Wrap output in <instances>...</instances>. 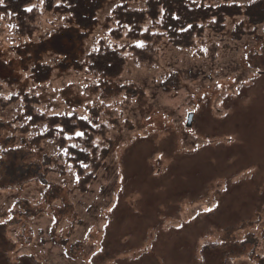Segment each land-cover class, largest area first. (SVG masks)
<instances>
[{"label": "rangeland", "instance_id": "1", "mask_svg": "<svg viewBox=\"0 0 264 264\" xmlns=\"http://www.w3.org/2000/svg\"><path fill=\"white\" fill-rule=\"evenodd\" d=\"M117 5L109 1L98 13L85 47L89 53L106 43L124 54L126 69L116 79L62 72L46 54L39 62L53 75L34 84L36 47L67 18L41 9L39 31L26 38L0 16V95L32 94L47 115L87 119L100 109L108 133L96 141L110 151L80 191L65 151L34 143L44 126L30 125L22 102L0 107V264H253L252 253L264 257V24L235 17L215 34L207 23L193 48L164 40L156 62L140 64L130 47L143 42L115 39L106 26ZM239 26L241 40L234 36ZM103 83L141 94L105 92ZM57 163L65 176L52 172ZM42 174L73 210L59 225L47 216L10 219L18 201L40 203L44 185L35 179Z\"/></svg>", "mask_w": 264, "mask_h": 264}, {"label": "trees", "instance_id": "2", "mask_svg": "<svg viewBox=\"0 0 264 264\" xmlns=\"http://www.w3.org/2000/svg\"><path fill=\"white\" fill-rule=\"evenodd\" d=\"M109 1H116L118 5L112 10L106 26L115 39L125 37L131 41L143 42L142 46L130 47L133 57L140 64L155 63L159 46L164 40L179 49L193 48L197 40L204 36L207 23L210 24L208 28L215 34H222L226 30L227 20L235 17H245L254 26L264 24V0H253L246 5L226 2L219 6L206 5L210 0H42L43 11L66 17L68 25L54 30L36 47L37 61L30 76L34 84L47 83L53 75L51 66L39 62L46 54L58 58L57 69L62 72H85L106 79H116L124 73L127 62L120 50L102 43L98 49L89 53L85 51L88 35L98 25V13ZM37 2L38 0H2L0 16L11 24L17 36L32 37L39 31L43 15L41 9L35 6ZM57 4L60 6L57 7ZM140 4L143 7H134ZM28 8H32V11L25 10ZM234 36L237 40L245 36L241 26L237 28ZM102 86L109 93H125L130 97L141 94L138 89L130 86L112 88L105 83ZM1 92L0 83V94ZM19 101L23 104V112L30 125L44 126L40 135L34 138V143L45 140L64 150V160L77 171L78 189L86 191L110 154L108 148L96 141L108 133V127L101 121L100 109L93 108L87 119H82L76 113L47 115L37 109L39 101L32 94L21 92L9 99L0 95L2 108H8ZM77 132H82L83 136H76ZM52 172L60 176L66 174L60 163L56 164ZM44 178L42 174L35 181L44 185L40 203L51 212L48 213L40 203L32 204L22 200L15 204L10 219L16 215L26 219L47 216L56 219L55 223L59 225L64 215L73 210L72 204L63 200L62 188L43 180ZM57 202L61 203V207L56 205ZM67 242L68 240L63 239L57 244L64 246ZM208 247L215 249L220 244L210 243ZM249 260L253 264H264V257L257 253H252ZM225 264L235 262L227 258Z\"/></svg>", "mask_w": 264, "mask_h": 264}, {"label": "snow or ice", "instance_id": "3", "mask_svg": "<svg viewBox=\"0 0 264 264\" xmlns=\"http://www.w3.org/2000/svg\"><path fill=\"white\" fill-rule=\"evenodd\" d=\"M0 3H2V0H0ZM60 5L59 4H57V7H59ZM26 11H28V12H31L32 11V8H28V9H25ZM138 46H142V45H138ZM82 119H86V118H82ZM61 131H62V129H61ZM75 135L76 136H83V133L82 132H77V133H75ZM209 211H210V209H209Z\"/></svg>", "mask_w": 264, "mask_h": 264}, {"label": "water", "instance_id": "4", "mask_svg": "<svg viewBox=\"0 0 264 264\" xmlns=\"http://www.w3.org/2000/svg\"><path fill=\"white\" fill-rule=\"evenodd\" d=\"M192 120H193V116L190 115V116L188 117L187 127H191V125H192Z\"/></svg>", "mask_w": 264, "mask_h": 264}]
</instances>
